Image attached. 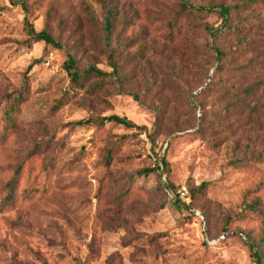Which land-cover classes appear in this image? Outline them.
I'll return each mask as SVG.
<instances>
[{"label": "rangeland", "instance_id": "374dc122", "mask_svg": "<svg viewBox=\"0 0 264 264\" xmlns=\"http://www.w3.org/2000/svg\"><path fill=\"white\" fill-rule=\"evenodd\" d=\"M105 5L111 46L126 43L113 53ZM26 23L57 46L32 42ZM110 61L99 90L72 84ZM111 115L155 146L75 125ZM263 232L264 0H0V264H256L251 248L264 264Z\"/></svg>", "mask_w": 264, "mask_h": 264}, {"label": "trees", "instance_id": "16d2710c", "mask_svg": "<svg viewBox=\"0 0 264 264\" xmlns=\"http://www.w3.org/2000/svg\"><path fill=\"white\" fill-rule=\"evenodd\" d=\"M19 3L22 2V0H17ZM104 11H103V15H102V26H101V33H102V43L104 46H106V48L110 49L111 53L114 52V50H121L123 47L126 46V43L122 42V41H117L115 44V47L111 46V41L113 39V31H114V20L116 17V13L115 11L105 5L104 6ZM228 12L227 8H222L221 9V14L225 15ZM222 21H224V19L222 18ZM224 30H229V26H227V22L226 20L222 23L221 26ZM26 31H27V35L28 38L32 40V42H44V44L50 45V46H57V44L52 40V38L49 36V34L45 31L42 30L41 32H36L33 30L31 24L26 23ZM111 57V56H110ZM109 67L112 69V72H105L103 70L91 67L88 68L83 74L82 76H79L77 73H73L72 77H71V82L72 84H74V87L76 88H81L82 84H80V82H85L88 81L91 78H96L98 79L97 82L95 84L92 85V87L97 88V90H99L102 85L108 80L110 79V77L112 76V74H114L116 68L115 65L110 61L109 62ZM68 66L69 67H73L74 66V62L73 60L69 59L68 61ZM243 90L245 91V94L250 95L253 92V87L247 86L244 87ZM23 100V92H18L17 94H15L14 98L12 99L11 102V107L9 109L10 113L7 114L5 116L4 119H6V122L3 126V129L6 130L7 128V123L8 122H13L12 121V114H16L17 113V106L20 104V102ZM7 112H5L6 114ZM106 123H111L114 125H118L121 126L123 128H125L126 130H138L140 131L141 134L145 133V135L148 136L149 141L151 143V146H155V141H156V137L154 135H149L146 133V128L144 126H137L136 124H134L132 121L126 119L125 117H119L116 115H111V116H104L101 118H95V119H87V120H82L79 122H76L75 125L76 126H95L98 128H102ZM244 163V159L243 158H237L236 160L233 161L234 165H239ZM165 162L163 161V158H161L159 160V162H157V164H153L152 166H150L149 168H147L145 170L144 174H148V173H157L160 174L161 169L162 171L164 170V166ZM20 169H16L15 170V175L10 179L8 186H7V194L4 197V202L5 204H10L12 201L16 200V195H15V187H16V176L19 174ZM142 173V172H139ZM203 185V184H202ZM164 188H166V190L172 192L173 194H175V200L177 201H181V199L178 198L177 196V191L173 190L171 188H168L167 186H165ZM187 191V190H186ZM166 194V193H165ZM23 196V193L19 195ZM193 195H189L188 194V203L187 205H189L191 203V199H192ZM183 201V200H182ZM247 209H250L252 211H256V209H258V211L261 210V206L260 203L258 201L253 202L252 205L248 206ZM254 209V210H253ZM257 212V211H256ZM210 240V239H209ZM264 240V232L261 236V242ZM252 257L255 261L256 264H262V258L260 253L251 248L250 249Z\"/></svg>", "mask_w": 264, "mask_h": 264}, {"label": "built area", "instance_id": "2783aa9c", "mask_svg": "<svg viewBox=\"0 0 264 264\" xmlns=\"http://www.w3.org/2000/svg\"><path fill=\"white\" fill-rule=\"evenodd\" d=\"M161 171H162V169H161ZM186 189L184 188V187H182V188H180L178 191H177V196H178V198L179 199H181V200H184L185 199V197H186ZM166 194H167V196L169 197V199H171V200H175V194H173L172 192H170V191H168V190H166Z\"/></svg>", "mask_w": 264, "mask_h": 264}]
</instances>
